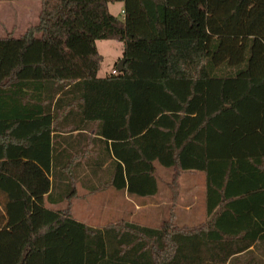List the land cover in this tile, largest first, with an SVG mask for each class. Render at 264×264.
Masks as SVG:
<instances>
[{
	"label": "trees",
	"instance_id": "trees-1",
	"mask_svg": "<svg viewBox=\"0 0 264 264\" xmlns=\"http://www.w3.org/2000/svg\"><path fill=\"white\" fill-rule=\"evenodd\" d=\"M40 3L35 25L0 38V231L27 232L15 264H264V0ZM98 40L123 43V72L98 76ZM37 170L61 206L39 224L24 184ZM186 173L205 181L193 225L176 210ZM161 184L157 227L74 218L77 199L145 202Z\"/></svg>",
	"mask_w": 264,
	"mask_h": 264
},
{
	"label": "rangeland",
	"instance_id": "rangeland-1",
	"mask_svg": "<svg viewBox=\"0 0 264 264\" xmlns=\"http://www.w3.org/2000/svg\"><path fill=\"white\" fill-rule=\"evenodd\" d=\"M124 5L123 3H115L109 5V10L113 15L121 16ZM41 9L40 0H23L14 2L0 1V38L11 33L14 37L20 36L26 31L29 26H33L38 22V15ZM98 52L102 55L103 61L99 70L98 76L104 78L111 75L114 70L117 71V65L123 58V43L115 40H98L95 43ZM158 174L164 182L170 180L171 172L158 166ZM190 173L183 174L180 178L181 193L177 205V215L180 224L193 225L201 222L204 219V200L203 193L200 189L194 192H188L191 181H198L197 176H189ZM27 184L32 193L36 195L45 193V189L50 186L48 178L41 172L36 171L27 178ZM162 193L156 199H149L145 202L136 201L134 199L114 196L112 192H103L86 198L77 199L74 201V218L80 225H89L93 227H103L110 221H116L119 218H125L128 221L136 222L149 227H157L160 224V217L168 216L169 193L165 186L161 184ZM80 195H83L84 190L80 189ZM193 194V195H191ZM193 200V207L190 211L181 209L188 198ZM43 203L47 207L42 217H37L35 220L43 221L45 213L50 214L55 209L47 206L44 199H36L37 204ZM163 204L167 203L168 208L161 211L160 216L155 215L154 209H143L139 204ZM61 207V206H60ZM56 211V210H55ZM48 216V214H47ZM46 216V217H47ZM26 226L21 223L19 227L9 230L10 235H0V248L3 247L2 257L0 261L3 264H15L20 258V246L26 236Z\"/></svg>",
	"mask_w": 264,
	"mask_h": 264
},
{
	"label": "crops",
	"instance_id": "crops-1",
	"mask_svg": "<svg viewBox=\"0 0 264 264\" xmlns=\"http://www.w3.org/2000/svg\"><path fill=\"white\" fill-rule=\"evenodd\" d=\"M39 14H40V12H39ZM38 17H39V15H38ZM37 171H40V170H37ZM30 175H32V174H30ZM28 176L29 175H27V176H25V178H24V184L27 186V188L28 189H30L29 187H28V184H27V178H28ZM189 176H194V177H196L197 176V178H198V181L195 183V181H191L192 182V185L189 187V188H187L188 189V192H194L196 189H200L201 190V194L203 193V200H204V194H205V181H204V175L203 174H201V173H195V174H189ZM49 180V183H50V179H48ZM162 188L160 187V192H159V194H161L162 193ZM31 192V191H30ZM48 192H49V187L47 188V189H45V193H42V194H39V196H37L36 194L37 193H33L34 194V197H33V212H32V218L34 219V221H35V224H39L40 223V221H38V222H36V218L37 217H42L44 214V211L46 210V206L44 207L43 206V203L41 202L40 204H37L38 205V208H36L35 206V202H36V199H44L45 200V202H46V204H47V206L49 205L48 203H47V201H46V195L48 194ZM107 192H112V194L114 195V196H120V197H126L127 198V195L126 194H116L113 190H108ZM158 194V195H159ZM158 195L154 198V199H156L157 197H158ZM191 195H193V194H191ZM194 196V195H193ZM141 207H144L143 209H149V208H151V209H154V211L156 212L155 213V215L156 216H160V214H161V211H164V209L165 208H168V207H165V206H167V203H163V204H157V203H155V204H152V205H147V204H139ZM193 205H194V203H193V200L189 197L188 198V200L184 203V204H182V206H181V209L183 210V211H190L191 209H192V207H193ZM50 206V205H49ZM48 206V207H49ZM51 208H53V209H57V208H60V207H53V206H50ZM203 208H204V205H203ZM48 209V208H47ZM73 209H74V205H73ZM204 216H205V209H204ZM165 216H164V214L163 215H161V217H160V221L159 222H161L162 221V219L164 218ZM119 219H122V218H119ZM21 223L22 222H19V223H17L16 225H14V226H12V227H8L7 229H5V230H1L0 231V235H2V234H4V235H10L9 234V230H12V229H14L15 227H19L20 225H21ZM1 237V236H0ZM2 253H3V247L2 248H0V257H2ZM0 264H3V262L2 261H0Z\"/></svg>",
	"mask_w": 264,
	"mask_h": 264
},
{
	"label": "water",
	"instance_id": "water-1",
	"mask_svg": "<svg viewBox=\"0 0 264 264\" xmlns=\"http://www.w3.org/2000/svg\"><path fill=\"white\" fill-rule=\"evenodd\" d=\"M124 65H125V60L122 59V60L118 63V65H117V70H118L119 72H123V71H124Z\"/></svg>",
	"mask_w": 264,
	"mask_h": 264
}]
</instances>
